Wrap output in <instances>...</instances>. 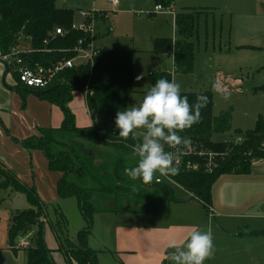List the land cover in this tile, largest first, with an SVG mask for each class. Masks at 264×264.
I'll return each mask as SVG.
<instances>
[{
    "label": "trees",
    "instance_id": "obj_1",
    "mask_svg": "<svg viewBox=\"0 0 264 264\" xmlns=\"http://www.w3.org/2000/svg\"><path fill=\"white\" fill-rule=\"evenodd\" d=\"M57 1L0 0V56L14 49L29 68H47L57 61L72 58L71 50L83 35L71 29L73 12L60 7ZM172 2L159 0L157 4L171 7ZM100 14L95 15L96 23L102 21ZM196 18V13L191 11L175 15V39L152 41V50L170 57L173 69L180 74L192 72L194 45L191 39L196 34ZM55 29L62 30L63 35H55ZM132 68L130 50L98 48L91 62L78 63L61 71L46 89L30 90L17 86L19 90L35 93L41 100L57 105L63 114L59 128L39 129L37 136L21 141L20 145L28 152L40 151L48 169L61 174L56 184L57 196L59 199L74 198L85 223L74 241H66L62 250L66 264H97L95 252L86 247L95 213L151 212L149 204L158 199L156 194L169 202L176 201L171 184H155V174L149 183H144L140 179L133 180L125 171L135 166L137 161L131 163L129 158L138 159L133 147L142 140L120 137L114 126L116 113L127 108L128 97L134 92ZM14 77L17 78L15 73ZM161 78L170 81V75L162 70L152 78L150 87ZM79 91L84 94L85 107L92 121L91 126L84 128L75 126L74 115L67 107L73 93ZM146 92L141 93L142 98ZM180 94L187 97L190 105L196 102L198 95L205 96L206 103L200 109L199 122L177 134L182 141L195 144L196 151L218 156L211 172L202 167L182 172L176 167L178 172L167 176L201 202L206 210L211 186L220 176L247 174L252 159H264V121L258 119L254 128L244 134L234 131L229 139L215 141L213 135L230 130V110L213 117L210 90ZM235 138H240V142L236 143ZM99 148H112L116 151V158L110 160L111 156ZM203 157L192 154L181 158L203 164ZM0 187H10L25 194L30 205L28 210L12 215L7 227V248L13 253L22 248L26 264H55L52 258L55 250L48 249L44 242L48 205L40 200L35 188L25 186L2 165ZM59 214L57 212L61 219ZM22 240L25 243L19 245Z\"/></svg>",
    "mask_w": 264,
    "mask_h": 264
},
{
    "label": "rangeland",
    "instance_id": "obj_2",
    "mask_svg": "<svg viewBox=\"0 0 264 264\" xmlns=\"http://www.w3.org/2000/svg\"><path fill=\"white\" fill-rule=\"evenodd\" d=\"M158 1L58 0L57 3L73 12L75 23L79 22V10L85 14L93 10L106 12L103 13L106 18H102L104 24L97 27L99 39L96 46L132 52L134 92L128 97L127 107L142 101L140 93L150 88L152 78L161 73L164 66V73L170 75V81L179 84L180 93L211 91L212 116L230 110V130L213 135L212 140H223L232 136L234 131L244 134L254 128L258 119L264 121V0H173L171 7L163 6L160 12H155ZM186 11L197 15L196 34L191 39L194 60L192 72L180 74L173 69L171 58L152 50V41L157 38L175 39L174 16ZM138 76L141 79L137 80ZM83 97L81 91L72 95V99L79 103ZM137 132V137L142 139L143 130L138 129ZM262 145L264 147V143ZM99 149L109 154L110 160L116 158V151L112 148ZM129 160L134 163L138 159L130 157ZM45 171L53 172L48 167ZM30 182L26 186L35 188L34 181L31 179ZM171 188L173 197L183 196L181 188L173 183ZM54 193L52 197L57 195L56 187ZM159 195L155 196L162 197ZM168 205L172 211L171 204ZM164 207H167L166 201ZM29 208L25 194L10 187H0V264H26L22 248L13 253L6 245L7 227L12 215ZM46 214L45 245L55 250V264H66L62 251L66 241H74L85 223L74 198H58L48 205ZM109 215L112 214L95 213L92 216L86 247L95 252L97 264H122L110 247L109 226L118 217ZM215 224L212 223L213 244L220 252L215 250L207 264H264V235H249L242 229L240 231L244 234L241 238L216 237ZM21 243L25 241L19 245Z\"/></svg>",
    "mask_w": 264,
    "mask_h": 264
},
{
    "label": "crops",
    "instance_id": "obj_3",
    "mask_svg": "<svg viewBox=\"0 0 264 264\" xmlns=\"http://www.w3.org/2000/svg\"><path fill=\"white\" fill-rule=\"evenodd\" d=\"M101 23H96V26ZM98 39L96 33V42ZM17 86L13 68L0 60V165L25 186H29L32 179L40 200L49 205L58 199L57 195H51L55 194L61 174L47 173V162L42 153L38 150L28 152L20 142L37 136L39 129L59 128L63 114L57 105L41 100L35 93L19 90ZM67 107L74 115L77 128L91 126L84 97L80 103L72 99ZM182 194L180 198L174 197L175 202L158 197L153 201L154 205L150 204L151 212L109 215L118 217L109 226L110 247L122 264H170L167 256L174 249L169 244L174 242L180 246L193 227L204 230L211 226L212 229L213 222L216 223V237L241 238L244 234L240 231L242 229L249 235H264V159H252L247 174L220 176L211 186L206 210L187 192ZM168 204H171L172 211ZM214 248L220 252L219 248ZM210 259L204 263H209Z\"/></svg>",
    "mask_w": 264,
    "mask_h": 264
},
{
    "label": "clouds",
    "instance_id": "obj_4",
    "mask_svg": "<svg viewBox=\"0 0 264 264\" xmlns=\"http://www.w3.org/2000/svg\"><path fill=\"white\" fill-rule=\"evenodd\" d=\"M205 103L206 97L198 95L190 105L187 97L180 94L179 84L161 78L138 105L118 111L114 120L118 136H131L135 140L137 130H143L141 142L133 147L138 160L135 166L125 170L128 175L144 183H149L154 174L175 175L178 169L174 166V155L165 151L164 145L175 147L186 142L177 133L199 122L200 109ZM169 247L174 249L167 256L170 264H204L215 251L211 226L204 230L193 227L180 246L173 242Z\"/></svg>",
    "mask_w": 264,
    "mask_h": 264
},
{
    "label": "built area",
    "instance_id": "obj_5",
    "mask_svg": "<svg viewBox=\"0 0 264 264\" xmlns=\"http://www.w3.org/2000/svg\"><path fill=\"white\" fill-rule=\"evenodd\" d=\"M114 4L115 1H112ZM155 12H160L162 6L157 4L154 7ZM78 16L80 21L78 23L73 22L71 29L79 31L82 33L83 37L79 39L71 52L73 54L72 58L62 59L57 61L51 67L38 66L35 68H29L24 65L23 60L20 58V53L11 49L7 54L0 56V60L5 63L8 67H12L14 73L16 74V83L19 87L30 89V90H43L49 87L55 77L63 70L71 69L78 63L91 62L93 57L96 56L98 47L96 46V19L95 15L100 14L95 10L85 14L79 11ZM102 18H106L104 14ZM55 35L62 36L63 32L60 29H55ZM118 129L116 133L118 135ZM236 143L240 142V138H235ZM167 151L172 152L174 155V166L180 169V171H195L202 167L205 171L211 172L212 168L215 166V158L218 156L213 153H204L203 151H196V145L190 144L189 142H182L175 147L166 146ZM192 154H197L198 156H204L203 164L198 162H192L189 160H183L181 157L190 156ZM161 182H166L172 184L173 182L167 175L157 174L154 183L159 184ZM174 184V183H173Z\"/></svg>",
    "mask_w": 264,
    "mask_h": 264
},
{
    "label": "water",
    "instance_id": "obj_6",
    "mask_svg": "<svg viewBox=\"0 0 264 264\" xmlns=\"http://www.w3.org/2000/svg\"><path fill=\"white\" fill-rule=\"evenodd\" d=\"M164 69V67H162V70Z\"/></svg>",
    "mask_w": 264,
    "mask_h": 264
}]
</instances>
